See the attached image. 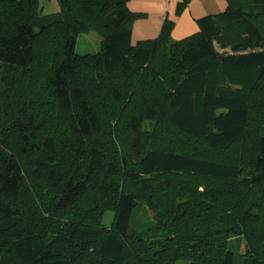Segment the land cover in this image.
Wrapping results in <instances>:
<instances>
[{"label":"trees","instance_id":"1","mask_svg":"<svg viewBox=\"0 0 264 264\" xmlns=\"http://www.w3.org/2000/svg\"><path fill=\"white\" fill-rule=\"evenodd\" d=\"M57 3L0 0V264H264V0L136 41L128 0Z\"/></svg>","mask_w":264,"mask_h":264},{"label":"crops","instance_id":"2","mask_svg":"<svg viewBox=\"0 0 264 264\" xmlns=\"http://www.w3.org/2000/svg\"><path fill=\"white\" fill-rule=\"evenodd\" d=\"M182 1L128 0L129 9L141 13L134 21L132 33L140 25L142 29L138 39L154 38L164 20L168 18L174 20L172 39L179 40L198 31L196 19L208 14H217L226 7V0H186L178 13L177 4Z\"/></svg>","mask_w":264,"mask_h":264},{"label":"rangeland","instance_id":"3","mask_svg":"<svg viewBox=\"0 0 264 264\" xmlns=\"http://www.w3.org/2000/svg\"><path fill=\"white\" fill-rule=\"evenodd\" d=\"M41 5H42V8H41L42 14L54 13L58 10L57 0H41ZM139 26L140 25H138V27H136L134 33H132L133 41H136L138 38H140L139 32H141L142 26H140V27ZM132 28H133V26H132ZM99 41H100V36L94 31H90V32L85 33V34L84 33L80 34L78 39H77L76 52H78V53L95 52L99 48ZM152 127H153V122L151 120H146L144 122V128L145 129L151 130ZM179 137H180V135H179ZM24 163H26V164H24ZM24 163H23V165H24V170H25L26 167H28V165H29L28 159H25ZM179 177L181 179H184L185 181L192 182L200 190L204 189V186H205L204 184L216 185L222 181L219 179H212V178L193 177L191 175H182ZM46 204L47 205L45 206V208L47 207L46 209H48L49 202H46ZM27 206L29 208H32V209L35 208L32 201L28 202ZM42 208L44 210L40 209V211H39V209H38V211H39L40 215L42 214L41 220H45V218H48V216L44 215V213H45L44 211H46L44 206H42ZM32 214H34V212H32ZM112 217H113V211L111 209H105L104 208V210L102 211V214H101V222L106 227H109L111 225L110 223L112 221ZM153 222H154V211L151 208H149L145 204L138 205L135 208V210L133 212V223L135 224V226L137 228L145 227L147 225L152 224ZM45 228L47 229L46 232L47 231L49 232L52 229L51 225L44 226V229ZM24 231H26L25 227H24ZM244 238L245 237L243 235H241L240 238H237L242 245L245 243L243 240ZM172 264H190V263L188 261L180 259V260H176Z\"/></svg>","mask_w":264,"mask_h":264}]
</instances>
